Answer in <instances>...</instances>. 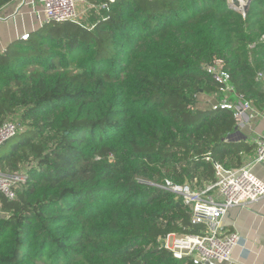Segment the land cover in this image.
I'll use <instances>...</instances> for the list:
<instances>
[{
    "label": "trees",
    "instance_id": "16d2710c",
    "mask_svg": "<svg viewBox=\"0 0 264 264\" xmlns=\"http://www.w3.org/2000/svg\"><path fill=\"white\" fill-rule=\"evenodd\" d=\"M88 1L109 3L93 29L45 23L0 52V126L21 113L0 169L29 170L16 198L0 191V264H194L160 246L199 228L155 183L203 187L207 155L235 169L253 149L232 110L198 102L221 63L264 108V0L246 15L231 0Z\"/></svg>",
    "mask_w": 264,
    "mask_h": 264
},
{
    "label": "built area",
    "instance_id": "2783aa9c",
    "mask_svg": "<svg viewBox=\"0 0 264 264\" xmlns=\"http://www.w3.org/2000/svg\"><path fill=\"white\" fill-rule=\"evenodd\" d=\"M20 1V7L26 0ZM113 1V0H112ZM80 2L86 3V8L80 10ZM46 22H76L79 25L93 29L95 24L89 21L91 12L100 16L103 10L109 9V3L94 4L87 0H40ZM1 10V9H0ZM41 18V14H38ZM4 19L0 15V20ZM42 23V22H41ZM43 23V24H45ZM29 33L22 35L28 38ZM205 70L211 74L220 89L210 93L209 102L215 109H230L240 123L264 117V108H257L252 100L240 93L230 72L220 65H207ZM258 79L264 84V72L258 73ZM219 94H231L222 98ZM21 129L19 122L8 119L0 126V145L15 137ZM256 153L253 159L238 168L226 169L215 161L211 155L205 159L212 162L216 179L205 183L203 187L192 186L189 183L178 184L171 179L155 185L175 192L184 197L191 207V224L198 227L196 233H169L161 238L160 246L167 249L177 259L189 258L194 264H221L232 260L235 247L244 243L243 237L237 231H228L224 225V217L229 209L235 206H246L264 197V181L253 172L254 164H264V133L256 139ZM29 170L14 173L0 178V191L9 199L16 198L15 186L25 181Z\"/></svg>",
    "mask_w": 264,
    "mask_h": 264
},
{
    "label": "crops",
    "instance_id": "0c3cea01",
    "mask_svg": "<svg viewBox=\"0 0 264 264\" xmlns=\"http://www.w3.org/2000/svg\"><path fill=\"white\" fill-rule=\"evenodd\" d=\"M20 3L12 1L0 10V15L4 18L0 20V52L6 51L22 35L41 28V18L38 16L42 11L40 0H26L21 7ZM79 8H86V3L80 2ZM95 16L97 15L91 12L89 21L92 22ZM263 133L264 117L249 122L243 118L238 123L235 137L253 146L251 151L244 153L243 164L254 158L257 149L255 139ZM252 172L264 181L263 163L254 164ZM223 221L228 231H237L243 237L244 243L235 247L232 260L221 264H264V197L246 206L230 208Z\"/></svg>",
    "mask_w": 264,
    "mask_h": 264
},
{
    "label": "rangeland",
    "instance_id": "374dc122",
    "mask_svg": "<svg viewBox=\"0 0 264 264\" xmlns=\"http://www.w3.org/2000/svg\"><path fill=\"white\" fill-rule=\"evenodd\" d=\"M239 1H240V4H241V7L243 8L244 5L246 4V1H244V0H239ZM251 1H252V0H251ZM250 3H251V2H250ZM249 6H250V5H249ZM236 7H237V6H236ZM242 13H244V11H243ZM244 14H245V13H244ZM245 15H246V14H245ZM41 22H42V25H43V23L46 22V18H45V15H44L43 12H41ZM41 22H40V23H41ZM51 23H52V24H51ZM53 23H54V24H53ZM55 23H57V22H49V24H48L47 26L43 27L42 30H44V32H46V31L48 30L49 27H52V26H54V25H57V24H55ZM64 23H65V22H64ZM42 25H40V26H42ZM250 46L253 47V46H254V43H253V44H250ZM218 64H219L221 67H223V65H222L221 63H218ZM219 96L222 97V98H228V97H231V98H232L231 94H229V95H226V94H219ZM208 100H209V96H208V98H207V94H205V97L202 98V100H201V97H200V100H199L200 104H199V102H198V105L208 106V105H207V104H209V103H208ZM20 114H21V113H18L17 117H15L16 121L20 120V117H21ZM14 140H16V138L12 139V140L10 141L9 144H12ZM27 167H28V166H27ZM27 167H25V168L23 167L24 169L21 170L20 172L26 170ZM7 175H12V174L4 173V172L1 171V169H0V178H3L4 176H7ZM196 187L200 188L199 185H196Z\"/></svg>",
    "mask_w": 264,
    "mask_h": 264
},
{
    "label": "water",
    "instance_id": "95a60500",
    "mask_svg": "<svg viewBox=\"0 0 264 264\" xmlns=\"http://www.w3.org/2000/svg\"><path fill=\"white\" fill-rule=\"evenodd\" d=\"M244 1H246V4L244 5V7L242 8L241 7V4H240V1L239 0H234V2L236 3V8H237V10L239 11V12H243L244 11V13L245 14H247V12H248V10H249V5H250V2H251V0H244Z\"/></svg>",
    "mask_w": 264,
    "mask_h": 264
},
{
    "label": "bare ground",
    "instance_id": "6f19581e",
    "mask_svg": "<svg viewBox=\"0 0 264 264\" xmlns=\"http://www.w3.org/2000/svg\"><path fill=\"white\" fill-rule=\"evenodd\" d=\"M231 1H234V0H231Z\"/></svg>",
    "mask_w": 264,
    "mask_h": 264
}]
</instances>
